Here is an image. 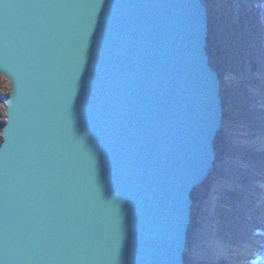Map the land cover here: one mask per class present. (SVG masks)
I'll return each mask as SVG.
<instances>
[{"label":"water","instance_id":"water-1","mask_svg":"<svg viewBox=\"0 0 264 264\" xmlns=\"http://www.w3.org/2000/svg\"><path fill=\"white\" fill-rule=\"evenodd\" d=\"M208 19L206 0H0V264H186L224 111Z\"/></svg>","mask_w":264,"mask_h":264},{"label":"rangeland","instance_id":"rangeland-1","mask_svg":"<svg viewBox=\"0 0 264 264\" xmlns=\"http://www.w3.org/2000/svg\"><path fill=\"white\" fill-rule=\"evenodd\" d=\"M206 3L207 51L209 56L216 50L220 54L210 61L222 71L224 111L213 169L196 187L198 200L192 205L196 225L187 234L184 260L187 264H227L230 259L264 264V148L245 144L264 137V0ZM243 18L248 22L244 28ZM8 90V81L0 74V97ZM254 90L259 97L252 96ZM4 120V100L0 99V122ZM213 240L223 245L224 255L212 259ZM250 245L252 260L235 255L236 250L243 255Z\"/></svg>","mask_w":264,"mask_h":264},{"label":"bare ground","instance_id":"bare-ground-1","mask_svg":"<svg viewBox=\"0 0 264 264\" xmlns=\"http://www.w3.org/2000/svg\"><path fill=\"white\" fill-rule=\"evenodd\" d=\"M222 10V9H221ZM240 11V10H239ZM229 14V13H228ZM238 17H236V21H238ZM221 88H222V85H221ZM253 94V93H252ZM223 96V95H222ZM253 97H259V94H258V91H256V90H254V94L252 95ZM224 106V105H223ZM245 142H243V144H244ZM246 145H248L249 147H252V146H254L255 148H257V150H259V149H263L264 148V137H258L257 139H256V141L254 142L253 141V143H250V142H248V143H245ZM264 196V195H263ZM248 240V242L251 240L250 238H248L247 239ZM214 242V246H216V251H212V253H211V255H210V258H217V257H220V256H222V255H224V248H223V245L221 244V243H219L220 241L219 240H213L212 242H211V245H212V243ZM251 251H253V247L250 245V246H245V248H244V251H242L243 252V255L242 254H240L237 250H236V256L239 258H242V256L244 257L243 259H246V260H248V261H250V260H252V255H251ZM226 255V254H225ZM239 258V259H240ZM227 264H248L247 262H239V261H237V260H228L227 261Z\"/></svg>","mask_w":264,"mask_h":264},{"label":"trees","instance_id":"trees-1","mask_svg":"<svg viewBox=\"0 0 264 264\" xmlns=\"http://www.w3.org/2000/svg\"><path fill=\"white\" fill-rule=\"evenodd\" d=\"M207 1V0H206ZM249 21H250V19H248ZM247 22V20H244V18L242 19V21L240 22V25L242 26V28H244V23H246ZM248 23V22H247ZM248 26H250V24L248 25ZM241 32V31H240ZM242 33H243V31H242ZM242 33H241V35H242ZM240 35V37H241V39L242 38H244L243 36H241ZM222 39H223V41H222V39H221V42L224 44V43H226V38L225 37H221ZM243 40V39H242ZM219 44H220V42H218ZM221 45V44H220ZM220 54H219V52H217V50H216V52H213L212 54H210V58H211V60L213 61V60H217V59H219V56ZM213 64V63H212ZM215 65H213V67L217 70V71H221V68H220V65L218 64V63H214ZM222 72V71H221ZM4 123V121H2V122H0V127H1V125ZM1 136H0V142H1ZM214 145H215V149H218V147L220 146V143H219V141H218V138L216 137L215 138V141H214ZM196 187L192 190V192H191V197H192V200H193V205L196 203V201L198 200L197 199V197H196ZM196 225V218H195V216L193 215V208H192V216H191V221H190V225H189V228H188V232H187V234H189V232L191 231V229L194 227ZM185 258V260H186V257H184ZM187 264V263H186Z\"/></svg>","mask_w":264,"mask_h":264},{"label":"snow or ice","instance_id":"snow-or-ice-1","mask_svg":"<svg viewBox=\"0 0 264 264\" xmlns=\"http://www.w3.org/2000/svg\"><path fill=\"white\" fill-rule=\"evenodd\" d=\"M5 71H10L9 69H5ZM0 99H7L6 96L0 97ZM110 264H119V253L114 251L110 260Z\"/></svg>","mask_w":264,"mask_h":264}]
</instances>
